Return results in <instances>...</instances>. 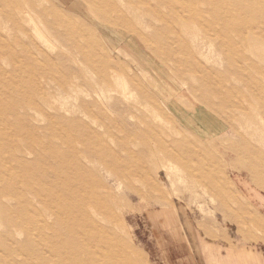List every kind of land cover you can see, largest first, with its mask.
Masks as SVG:
<instances>
[{"label":"rangeland","instance_id":"1","mask_svg":"<svg viewBox=\"0 0 264 264\" xmlns=\"http://www.w3.org/2000/svg\"><path fill=\"white\" fill-rule=\"evenodd\" d=\"M255 216L264 0H0V264L260 262Z\"/></svg>","mask_w":264,"mask_h":264},{"label":"crops","instance_id":"2","mask_svg":"<svg viewBox=\"0 0 264 264\" xmlns=\"http://www.w3.org/2000/svg\"><path fill=\"white\" fill-rule=\"evenodd\" d=\"M156 215H157L156 219H158L159 216L164 218V220H165V224H164L165 229H168L170 232H174L175 231V229L177 228V226H176V218L174 217V215H173L172 212H169V213L163 212L162 214H156ZM259 220H260V217L259 216H255L253 222H254V224H255L256 227H258L259 229H261L262 231H264V225H263L264 219H262V222L261 223L259 222ZM207 246L208 245L206 244V247ZM254 262H256L257 264H264V261L263 260L260 261V262H258L254 258H252V259H245V263H247V264H253Z\"/></svg>","mask_w":264,"mask_h":264},{"label":"bare ground","instance_id":"3","mask_svg":"<svg viewBox=\"0 0 264 264\" xmlns=\"http://www.w3.org/2000/svg\"><path fill=\"white\" fill-rule=\"evenodd\" d=\"M156 91H159V90H156ZM183 115V114H182ZM235 149H236V147H235ZM260 222V221H259ZM262 222V221H261ZM260 222V223H261ZM263 225H264V223H263ZM259 226V225H258ZM71 233H72V231L70 230V231H61V232H59L58 233V235H59V237L60 236H65V235H70L71 236ZM80 249H81V246H80V244H75V245H73V246H71V248H69V251H70V254H72V253H74V254H76V253H78V251H80ZM64 257H66V256H64ZM67 258H68V256L66 257V261H67ZM65 260V258H63V261ZM69 260V259H68ZM69 262H70V264H82L77 258H75V259H72L71 261L69 260ZM85 264H95L94 263V259H93V257H88L87 258V260H86V263Z\"/></svg>","mask_w":264,"mask_h":264}]
</instances>
